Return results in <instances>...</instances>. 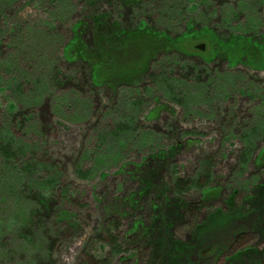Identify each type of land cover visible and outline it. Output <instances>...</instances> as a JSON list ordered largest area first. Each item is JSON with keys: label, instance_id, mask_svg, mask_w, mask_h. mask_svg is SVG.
<instances>
[{"label": "rangeland", "instance_id": "374dc122", "mask_svg": "<svg viewBox=\"0 0 264 264\" xmlns=\"http://www.w3.org/2000/svg\"><path fill=\"white\" fill-rule=\"evenodd\" d=\"M207 1L195 12L185 11L188 18L195 20V28L204 23L220 29L230 7L237 9L239 2V9H242L246 4V0ZM60 2L10 0L0 15L2 28L8 30L1 34L0 124L10 131L12 128L15 136L23 141L20 143L26 148V156L22 162L31 158L54 163L51 169L59 176L58 186L48 189L37 183L45 179V171L32 176L36 182L29 176L17 180L13 172H0V264H144L148 247L140 240L141 235L160 240L157 233L163 222L170 225L173 238L188 242L194 251L200 249L202 252L188 257L190 264H227L226 259L242 248L263 251V255L245 256L241 264H264V237L251 228H246L247 233L237 241L222 244L216 241L230 228L261 224L257 213L253 218H244L243 214L251 207H236L242 206L240 203L248 194L247 189L264 182V158L255 159L257 152L264 148V66L253 69L249 67L253 63L247 66L240 62L231 69L225 58L220 57L210 63V68H213L212 73L223 74L224 78L216 88L207 83L205 91L206 98L217 93L213 100L187 101L185 106L170 99L167 92L159 88L157 97L147 99L145 108L138 115L137 134L124 131L116 136L112 131L121 122L120 116L130 113V105L126 104L128 86L116 80L114 87L93 88L86 72L85 85L88 87L81 94L82 84L77 89L79 86L73 81L64 80L62 73L67 67L62 66L66 63L62 51L72 36L71 26L83 18L85 8L92 13H107L109 17L111 14L125 26L135 25L137 18L132 21L125 18L121 15L122 10L110 1L96 0L91 7H86L81 0H69L68 3L76 6V11L60 23L53 17L55 7L64 6V2ZM254 4L264 5V0H255ZM262 13L264 6L259 11L254 7L252 15L244 12L231 19L237 18L242 28V24L252 21L248 22L249 18L257 22L255 31L262 40H256L255 45L258 58L262 50L264 60ZM208 19H211L209 24ZM180 25L178 32L183 29ZM222 32L229 34L230 29L226 27ZM23 34L27 37L21 45ZM195 36L200 35L196 33ZM200 44L203 49L198 48ZM208 46L203 38L186 40L187 50H204L200 55L209 53ZM148 52L147 41L139 37L127 41L114 56L126 72L137 75L144 68ZM210 53L213 55L215 51ZM64 56L70 58L67 51ZM179 56L183 58L180 59L182 65L174 67L175 75L190 84L188 100L191 101L197 95L201 80H195L197 76H189L187 68L180 67L183 68L185 63L202 62L196 56ZM50 58L56 63V69L49 67ZM82 72H79L80 78ZM197 72L195 69L193 74ZM224 72L236 74V78H233L235 75L227 78ZM202 74L206 83L207 76ZM31 76L33 78L29 80ZM97 76L95 69L93 81L96 85L99 83ZM21 77L26 79L22 96L8 89L6 83ZM73 92L80 94L75 96ZM253 129L256 138L261 136L256 139V149L248 163L242 164L241 152L245 146L253 144L241 139L242 132L249 134ZM147 136H157L158 141L143 142ZM252 137L249 139L253 140ZM36 146L37 150H33ZM208 158L211 164L206 169L210 170L211 176L206 183L210 191L207 198L197 188L176 195L171 184H167L172 168L182 180L193 178L201 175L203 160ZM75 168L82 171L83 177ZM203 175L198 179L200 184L207 181ZM64 187L67 188L65 194L61 191ZM234 191L232 208H228L227 197ZM180 195L195 201L205 198L207 202L193 217L180 215L177 210V218L166 213L164 220L158 219L165 209L174 212L178 208L176 202ZM45 203L48 208H43ZM23 206L26 207L23 208L24 216L18 218ZM118 206L120 208H116ZM21 218L23 220L19 222ZM108 220L117 221L116 234L124 249L120 255L110 254L106 233L101 231V226ZM154 223L152 234L145 231ZM131 252L133 256L129 255Z\"/></svg>", "mask_w": 264, "mask_h": 264}, {"label": "trees", "instance_id": "16d2710c", "mask_svg": "<svg viewBox=\"0 0 264 264\" xmlns=\"http://www.w3.org/2000/svg\"><path fill=\"white\" fill-rule=\"evenodd\" d=\"M54 1L55 0H50V2ZM62 1L64 2V6H62L61 8L55 7V15L53 16L54 19L60 23H63L64 20L69 19L72 13L76 11V6H72V4L68 3L69 0H61V2ZM81 1L86 3V7H91V5L96 0ZM104 1H110L116 4L117 7H119V9L123 12L121 15L125 18H129L130 21H132V19L134 18H137L136 23L134 22L135 25L126 24L125 26L121 24L119 20L113 18L111 14L109 17L107 13L98 14L92 13L90 9H83V18L73 23L70 29L72 31V36L63 46L62 57L66 63L62 64V66L67 67L70 72L66 69V72L62 73V75H65L64 77L66 79L64 80L73 81L76 86H79L77 89H79L80 85L82 84L83 88H80L81 94H83L84 88L88 87L87 85H85L87 84L86 72L88 73L87 75H89L90 84L93 88H98L105 85H107V87L109 88L110 86L114 87V83H117L116 80L123 81L128 86L129 93L126 94V104L127 106L130 105V113L120 116L121 122L115 125L116 129L112 131L113 135L117 136L119 132L122 133L124 131H129L131 132V134H137V127L140 126V123L137 120L138 115L145 108L144 104H146L147 99H150L151 97H157V93L158 91H160L159 88H162L164 92L166 91L170 99L185 104V106L187 104V101H189V103H192L199 100L202 101L204 98L205 102L210 101L211 99L213 100L216 97L217 93L213 94L211 91L212 96L206 98L207 96L205 95V91L207 92L208 84L212 86L214 85L215 88L216 86L219 87V83L221 81L220 79L224 78L223 74H220L218 72L212 73L211 69L213 68H210L212 62L214 63L215 60L219 59L220 57L225 58L227 67L231 69L233 68V65L240 62L247 66H249V63H253V66H249L253 69L264 66V60H262L261 57L262 50L259 49L260 57L258 58V47L255 45L256 40H262L261 35L256 34L255 31V23L257 22L249 18L248 22L249 20H252L254 24L252 21H250L248 24L245 22V24H242L244 25V27L242 28L240 25H238L240 23H238V21L236 20L237 18L231 19L232 17H238L237 14L244 12H246L248 15H252L254 7L259 11V9L264 5H255V0H246V4L241 7L242 9H239V6L241 5V3L239 2L237 3V9L235 7H230L227 17L223 20L222 18H220L223 23H221L222 25L220 26V29H213L209 25L204 23L195 28V20L187 17L188 14H186V12H195L198 7L205 5L208 2L207 0ZM236 1L237 0H234V2ZM9 4L10 0H3V2L0 3V15L3 13L5 5ZM211 5L213 6V4ZM135 10L137 11L134 13L133 11ZM214 12L219 14V12H216V10H214ZM138 13L143 14L138 15ZM210 20L211 19H208L207 23ZM180 23H183V25H180ZM179 25L181 26V28L183 27L180 32H178L177 29L179 28ZM226 27L230 29L229 34L222 32ZM7 31L8 30L2 28V25L0 24V47L2 46L1 34ZM246 31L249 32L246 33ZM196 33L200 36H195ZM85 34H87L88 37ZM227 34L229 36L224 38L223 36H226ZM26 37L27 35H21V39L19 42L21 45L24 44L23 41ZM139 37H144V39L147 41L149 52L146 57L144 68L139 74L135 75V73L126 72L123 67L116 62L114 52L122 48L127 41H132L133 39H137ZM190 37L203 38L207 40V43L209 45L208 52L210 53V51H215V54L212 55L211 53H205V55H200L202 52H204V50L196 52L187 50L186 40ZM65 51H67V54L70 56L69 59H66V57L64 56ZM182 54L185 55V57L196 56L202 62L201 64L199 63L196 65L185 63L186 65L183 68L180 67L181 69L187 68L186 71L189 72V76H197L195 80H201V82H199V84L197 85L198 91L196 97H194L195 100L193 98L191 101L188 100V94H191V88L189 87L190 84L188 83V81H185V79L183 80L177 78L174 70V67H179L180 64L182 65V63H180V59L183 58L181 56L178 57V55ZM11 58H13V56ZM30 59L33 58L31 57ZM49 60V67L51 68V70H53L56 67V63L52 62L53 59L51 58ZM60 69L61 68H59L58 70ZM95 69L98 73L97 80L99 81V83L97 85L93 81V71ZM195 69L198 72L193 74V71ZM81 70L83 71L82 78H80L79 73ZM121 70H123V73ZM202 73L207 76L206 83L203 82ZM224 74L227 78H229V76L232 77V75H235L233 78H236V74H229L228 72H224ZM32 78L33 77L31 76L29 80ZM110 79L113 80L110 81ZM144 79H148V81L143 82ZM25 80L26 79L24 77L10 80L9 82H6L7 87L8 89L15 91L22 96V94L24 93L22 86L23 83H25ZM141 82H143V84H141ZM76 86L74 87L73 85V88H76ZM73 94L77 96L80 93L73 92ZM145 116L147 117V114ZM30 119L31 118L27 120ZM254 130L255 129L249 132V134L248 132H242L241 139H247L249 143H253L245 146V148L241 152L240 163L242 164L248 163L251 154L256 149V142L258 139H260L261 135L256 138ZM251 136H253V140L249 139V137ZM153 141H158L157 136H153V138L147 136V138H145L143 142L147 143ZM20 142L23 143L20 138L15 136L12 128L10 131V129L4 127L3 124H0V172H13V175L18 177L16 178L17 180H24L27 176H29L31 177V181L36 182V180L33 179L32 176L36 172L45 171V179L37 182L39 186L48 187V189H54L55 186H58L59 176L53 169H51L54 163H48L46 161H40L31 158L25 159L22 162L21 159L24 158L23 156H26V148ZM142 145L144 146L146 144ZM37 148L38 147L36 146L33 148V150H37ZM88 153L89 156L90 152ZM34 156L31 155L30 157ZM261 158H264V148H261L257 152V156L255 157V159ZM202 164L203 171L200 173L201 175H196V177L193 178H184V180H182L181 177H177L174 167L172 168L171 173L168 174L169 180L167 184H171L176 195H183L184 192H188L192 189L197 188L199 192H201L202 196H206L207 198L208 192L210 191H208L209 189L207 188L206 183L209 180L208 178L211 176V172L206 168H208L209 164H211L210 158L204 159ZM75 171L79 176H82V171L79 168H75ZM203 173V176H205L207 181L200 184L198 182V179L202 176ZM147 185L149 186V183ZM11 186L14 187L13 182ZM61 191L63 194H65L67 192V188L64 187ZM247 192L248 194L242 199L240 203L242 204V206L240 205L236 208L251 207L249 212L243 214L244 218H253L255 216V213H257V216L261 218L259 219L261 221V224L250 223L248 225H250L251 227H248V225L245 224L239 227H234L232 229L230 228L229 231L221 236V239L216 240L219 244L239 240L244 236V234L247 233L246 228H251L259 235H261V237H264V182L250 187L249 189H247ZM234 195L235 191L232 193V195L227 197V203L229 204L228 208H232L231 204L233 202ZM205 202H207V199L205 198H200L198 199V201H195L193 199L188 200L184 197L182 198L180 195V199H178V202H176L178 208H176L174 212H171L169 209H165L158 216V219L164 220L166 217V213H168L169 216L173 215L171 217L177 218V216H179L178 213L177 215L175 214L177 210L180 212V215H189V218L191 216L193 217L195 216V214L197 215L201 211ZM244 204L246 205V207L243 206ZM42 206L43 208H48L46 203ZM256 207L258 208L256 209ZM23 208L26 207L23 206L20 209L17 214L18 218L20 216H24ZM116 208H120V206ZM239 216L243 217L242 214H240ZM21 220L23 219L21 218L19 222ZM249 221L247 223H249ZM155 223L154 225L152 224L150 227H148V229H145V231L148 230V232L152 234ZM101 231L102 233H106L107 246L110 254L120 255L124 249L120 244V239H118L119 236H117L116 234V232H118L117 221H105L101 226ZM157 234L159 235L160 240L144 238V236L141 235L140 240L143 241L144 246L148 247V250L146 252V261L144 262V264H190V258L188 257L196 253L202 254V252H200V249H195L194 251V247L191 248L187 244L188 242L182 243L183 241L173 238V231L170 230V225H168V223L166 222H163L161 224V227L158 228ZM257 251L253 248H242L236 253L231 254L230 257L226 259V263L241 264L245 261L243 260V257L245 256L246 258H252L251 255L254 254H256V256L259 254L263 255V251H261L262 253L260 251ZM129 255L133 256L132 252ZM120 258L123 259L122 256H120Z\"/></svg>", "mask_w": 264, "mask_h": 264}, {"label": "water", "instance_id": "95a60500", "mask_svg": "<svg viewBox=\"0 0 264 264\" xmlns=\"http://www.w3.org/2000/svg\"><path fill=\"white\" fill-rule=\"evenodd\" d=\"M198 48H199V49H203V45L200 44V45L198 46Z\"/></svg>", "mask_w": 264, "mask_h": 264}]
</instances>
